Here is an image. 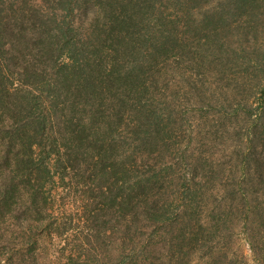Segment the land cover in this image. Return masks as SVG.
<instances>
[{
    "label": "trees",
    "instance_id": "obj_1",
    "mask_svg": "<svg viewBox=\"0 0 264 264\" xmlns=\"http://www.w3.org/2000/svg\"><path fill=\"white\" fill-rule=\"evenodd\" d=\"M203 1L0 0L1 224L14 221L30 243L63 235L47 191L58 178L63 205L78 206L92 236L83 244L67 238L64 264H101L105 252L124 256L128 242L129 264H154L148 261L167 249L181 257L177 264H192L193 252L209 248L206 190L184 175V192L169 190L179 178L169 180L161 164L174 138L160 94L169 87L168 62L194 54L191 44L211 36L190 28L181 37L165 9L192 13ZM121 230L113 250L107 240ZM140 230L150 234L142 247L147 263L137 258ZM202 257L200 264L235 262Z\"/></svg>",
    "mask_w": 264,
    "mask_h": 264
},
{
    "label": "rangeland",
    "instance_id": "obj_2",
    "mask_svg": "<svg viewBox=\"0 0 264 264\" xmlns=\"http://www.w3.org/2000/svg\"><path fill=\"white\" fill-rule=\"evenodd\" d=\"M171 5L166 14L175 19L181 37L190 28L211 32L210 41L191 44L194 54L169 60V87L160 92L167 97L163 112L175 121L173 144L161 162L163 173L172 174L169 180L179 178L169 190L184 192L183 175L196 178L206 190L201 212L210 229L209 248L193 252L190 262L200 264L202 256L215 254L228 263L264 264V184L257 185L264 178V0H204L192 13ZM206 15L210 22L203 23ZM56 181L47 187L53 200L51 221L54 228L64 225V234H46L30 243L14 221L0 223V264H64L61 255L71 252L67 238L83 244L92 237L91 226L76 216L78 206L72 200L63 205V188ZM66 214L75 217L70 220ZM122 231L107 240L113 250L124 240ZM149 235L140 230L136 236L141 262L147 263L142 247ZM126 246L124 256L116 249L100 255L101 264H129L130 242ZM90 248L81 249L84 258ZM164 253L148 263L177 264L181 259L176 251Z\"/></svg>",
    "mask_w": 264,
    "mask_h": 264
}]
</instances>
